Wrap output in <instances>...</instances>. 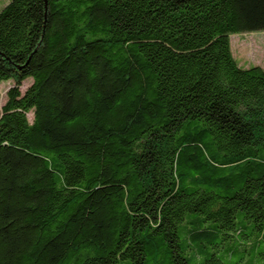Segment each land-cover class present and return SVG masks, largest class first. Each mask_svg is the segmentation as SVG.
I'll return each instance as SVG.
<instances>
[{
    "label": "trees",
    "instance_id": "obj_1",
    "mask_svg": "<svg viewBox=\"0 0 264 264\" xmlns=\"http://www.w3.org/2000/svg\"><path fill=\"white\" fill-rule=\"evenodd\" d=\"M259 30L264 0L2 7L0 264H264Z\"/></svg>",
    "mask_w": 264,
    "mask_h": 264
},
{
    "label": "rangeland",
    "instance_id": "obj_2",
    "mask_svg": "<svg viewBox=\"0 0 264 264\" xmlns=\"http://www.w3.org/2000/svg\"><path fill=\"white\" fill-rule=\"evenodd\" d=\"M9 1L10 0H0V9ZM230 38L233 54L240 66L251 67L254 65H260L264 67V30L232 33ZM31 82V79L24 81L21 88L22 92L26 90ZM14 84L13 80L1 83L0 106H2L6 100L7 90Z\"/></svg>",
    "mask_w": 264,
    "mask_h": 264
}]
</instances>
